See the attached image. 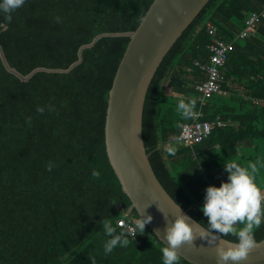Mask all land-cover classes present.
<instances>
[{
  "label": "trees",
  "instance_id": "obj_1",
  "mask_svg": "<svg viewBox=\"0 0 264 264\" xmlns=\"http://www.w3.org/2000/svg\"><path fill=\"white\" fill-rule=\"evenodd\" d=\"M153 1L25 0L11 20L0 14V264H162L164 244L147 226L138 229L141 219L104 143L113 78ZM263 8L264 0H209L166 54L146 94L142 134L151 168L200 225L207 223L200 211L205 188L227 178L223 164L264 158V20L247 39L235 40L246 16ZM207 25L217 38L235 40L220 72L224 94L203 107L204 120L219 118L225 126L199 144L178 147L179 131L191 119L181 121L176 105L196 100L206 79L195 62H206V47L215 40ZM248 144L252 153L236 154ZM94 169L99 178L92 177ZM263 175L261 169L259 185ZM104 219L126 233V247L104 253ZM121 219L136 226L133 237L117 226ZM255 239H264V224ZM178 264L190 263L180 257Z\"/></svg>",
  "mask_w": 264,
  "mask_h": 264
},
{
  "label": "water",
  "instance_id": "obj_2",
  "mask_svg": "<svg viewBox=\"0 0 264 264\" xmlns=\"http://www.w3.org/2000/svg\"><path fill=\"white\" fill-rule=\"evenodd\" d=\"M208 2L154 0L130 36L108 93L104 143L109 165L131 208L138 216L141 212L152 217L146 226L162 244L166 223L183 209L163 189L151 168L143 142V108L164 57ZM193 243L178 249L182 259L190 264H218L216 245L199 237ZM238 264H264V239Z\"/></svg>",
  "mask_w": 264,
  "mask_h": 264
},
{
  "label": "clouds",
  "instance_id": "obj_3",
  "mask_svg": "<svg viewBox=\"0 0 264 264\" xmlns=\"http://www.w3.org/2000/svg\"><path fill=\"white\" fill-rule=\"evenodd\" d=\"M25 4V0H0V14L11 20L12 14ZM197 101L191 99L179 100L176 110L181 121L190 120L195 115ZM43 112V108L37 109ZM182 123L177 122V127ZM169 151L174 154L175 149ZM52 165H48L51 170ZM226 180L219 186L208 185L205 188L203 204L200 211L207 218L206 225L198 224L183 210L170 224L166 223L162 247V264H178L180 255L178 249L182 245H193L194 239L199 237L210 245H216L218 264H238L247 259L250 251L258 246L255 230L264 224V187L256 181L261 169H264V158L257 157L254 162L246 166L238 162H225ZM92 177L99 178L100 171L92 170ZM137 225L144 232L146 224L152 217L142 216ZM103 233L109 237L104 245V253H111L116 247H126L129 244L124 231L117 232L107 219L100 221ZM234 237L235 239H228ZM166 241V243H165ZM219 241V243H217Z\"/></svg>",
  "mask_w": 264,
  "mask_h": 264
},
{
  "label": "built area",
  "instance_id": "obj_4",
  "mask_svg": "<svg viewBox=\"0 0 264 264\" xmlns=\"http://www.w3.org/2000/svg\"><path fill=\"white\" fill-rule=\"evenodd\" d=\"M261 20H264V8L259 12L247 15L244 22V29L236 36L235 40L247 39L253 32L256 31V28ZM207 26L208 34L215 38V40L214 43L206 47V50L209 53L206 62H195V67L206 77V79L200 82L196 87V100L199 103V108L195 111V115L191 118V123L181 127L175 140V144L178 147H192L199 144L207 138L214 129L223 128L225 126V123L219 118H216L214 121L204 120L203 107L214 96L224 94L220 84V72L227 60L228 54L233 50L235 40L231 42L221 40L216 36V29L213 26ZM219 179V175H214V181ZM128 215L129 211L125 214V216L127 217ZM117 226L123 228L131 237H133L136 232V226L128 223L125 219L119 220L117 222Z\"/></svg>",
  "mask_w": 264,
  "mask_h": 264
},
{
  "label": "crops",
  "instance_id": "obj_5",
  "mask_svg": "<svg viewBox=\"0 0 264 264\" xmlns=\"http://www.w3.org/2000/svg\"><path fill=\"white\" fill-rule=\"evenodd\" d=\"M253 147L254 146H252L250 144H248L246 146H243L242 145V146L238 147V149L235 152L238 155H241V154L246 155L247 153H252L254 151V148Z\"/></svg>",
  "mask_w": 264,
  "mask_h": 264
},
{
  "label": "rangeland",
  "instance_id": "obj_6",
  "mask_svg": "<svg viewBox=\"0 0 264 264\" xmlns=\"http://www.w3.org/2000/svg\"><path fill=\"white\" fill-rule=\"evenodd\" d=\"M259 149L264 150V145H263V144L260 145V146H259ZM262 157H263V156H262ZM263 178H264V175H263ZM261 186L264 187V184H261Z\"/></svg>",
  "mask_w": 264,
  "mask_h": 264
}]
</instances>
